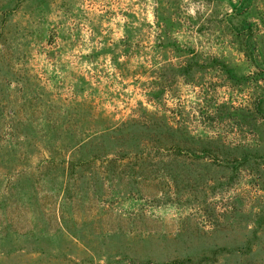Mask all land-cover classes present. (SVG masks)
<instances>
[{
	"label": "rangeland",
	"instance_id": "1",
	"mask_svg": "<svg viewBox=\"0 0 264 264\" xmlns=\"http://www.w3.org/2000/svg\"><path fill=\"white\" fill-rule=\"evenodd\" d=\"M0 264H264V0H0Z\"/></svg>",
	"mask_w": 264,
	"mask_h": 264
},
{
	"label": "trees",
	"instance_id": "2",
	"mask_svg": "<svg viewBox=\"0 0 264 264\" xmlns=\"http://www.w3.org/2000/svg\"><path fill=\"white\" fill-rule=\"evenodd\" d=\"M172 145H169V147H166L165 151L166 152H172Z\"/></svg>",
	"mask_w": 264,
	"mask_h": 264
}]
</instances>
